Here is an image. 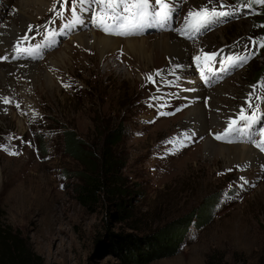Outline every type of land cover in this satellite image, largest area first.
Segmentation results:
<instances>
[{
    "label": "rangeland",
    "instance_id": "obj_1",
    "mask_svg": "<svg viewBox=\"0 0 264 264\" xmlns=\"http://www.w3.org/2000/svg\"><path fill=\"white\" fill-rule=\"evenodd\" d=\"M209 2L189 0L187 5L194 11ZM9 3L15 9L20 0L2 1L1 6L6 8ZM257 10L247 20L220 26L198 42L173 34L133 39H149L148 57L125 52V42L132 39H114L123 44L105 58L94 47L85 49L74 39L44 64L31 63V68L28 62L0 64V97L11 101L5 106L0 100L3 225L21 232L47 264H111L115 261L107 254L103 239L107 229L141 235L181 220L200 209L206 199L217 198L208 220L198 219L185 232L179 252L151 264H264V158L248 146L223 145L210 138L189 146L191 138L200 137L193 133L198 130L203 136L212 128L213 115L219 117L222 110L221 120L233 116L246 105L253 86L264 82V74L254 79L264 63V48L259 59L230 70L227 82L211 89L208 105L214 113L202 104L186 108L183 88L185 82L193 81L191 91L205 90L202 67L197 70L193 65L199 53H215L224 59L218 48L242 39L249 44V37L264 38L256 33L263 28L258 21L263 19L264 5L257 4ZM3 14L5 20L18 19L16 11L12 18ZM84 34L113 39L96 32ZM163 37L191 49L188 70L171 68L177 59L160 50ZM11 71L14 76L6 78ZM149 75L155 85L148 82ZM165 92L183 111L160 120L155 108ZM261 94L257 88L256 95ZM185 96L191 97L189 93ZM200 108L206 124L201 130L190 122L196 120L193 112ZM99 112L125 126L117 150L128 165L121 171L122 195L104 197L101 203L87 207L77 192L83 167L66 152L63 134L72 129L98 151L102 147L96 124ZM212 143L223 148L247 147L254 158L248 164L230 162L213 152ZM118 203L125 204V212Z\"/></svg>",
    "mask_w": 264,
    "mask_h": 264
},
{
    "label": "trees",
    "instance_id": "obj_2",
    "mask_svg": "<svg viewBox=\"0 0 264 264\" xmlns=\"http://www.w3.org/2000/svg\"><path fill=\"white\" fill-rule=\"evenodd\" d=\"M258 23L262 24L263 28L256 30V33L264 37V15ZM261 74H264V63L261 64L254 79L260 78ZM120 107L123 110L122 105ZM97 120L98 134L102 141L99 152L96 150L98 147L88 146L87 141L80 138L74 130L67 129L63 134L66 152L83 167L78 173L80 184L77 186V192L80 202L87 207L101 203L104 197L117 198L122 195L121 171L128 165L127 158L117 150L122 135H125L123 123L118 124L113 119L110 120L109 116H105L102 112L97 114ZM217 201V198H208L200 209L192 211L183 219L163 227L157 226L155 230L141 235L117 233L107 229L103 239L106 240L107 254L115 261L111 264H151L174 256L181 249L185 232L194 223H198V219L208 220ZM118 206L124 212L127 209L125 204L118 203ZM99 240L98 247L103 244ZM0 264L47 263L34 253L21 232L13 230L10 226H4L0 220Z\"/></svg>",
    "mask_w": 264,
    "mask_h": 264
},
{
    "label": "snow or ice",
    "instance_id": "obj_3",
    "mask_svg": "<svg viewBox=\"0 0 264 264\" xmlns=\"http://www.w3.org/2000/svg\"><path fill=\"white\" fill-rule=\"evenodd\" d=\"M57 2H60V0H57ZM154 3L159 6L158 10L154 9L153 0H71V8L69 9L68 0H62L60 3L61 10L56 11L55 7L52 10L60 18H63L65 11H70L73 23L82 22L78 11H89L92 13L91 21L94 26L105 34L129 36L142 34L145 29L154 25L163 26L170 19L171 9L165 0H154ZM247 4L249 6L252 4L264 5V0H247ZM85 6L87 7L85 8ZM225 7L227 5L221 0L220 8L223 9ZM226 15H228L227 12L219 11L216 7L209 9L207 6H204L197 11H190L185 20L184 28L180 30V34L188 36L191 32H198L217 18ZM29 31H31V28ZM52 35L53 33L49 32L46 37L50 44L54 42ZM29 39L28 36L23 37L18 42L16 51L27 53L28 55L38 54L40 45H37L36 48H24L21 46L24 41ZM253 44L264 48V38H261L259 41L253 40ZM216 55L215 53L207 54L202 52L195 57V60L199 67H202L207 72H212ZM253 55H255L254 52L228 56L225 58L226 67H240L244 63H247ZM156 75L159 76L160 74L156 73ZM147 80L153 85L156 84L154 77L151 75L147 77ZM65 86L68 87L69 85ZM257 88L260 89L261 95H256ZM253 97H255V105L253 104ZM0 100L5 104L11 103L6 97H0ZM262 103H264V82L253 86V92L245 100L247 109L241 107L237 118L230 119L227 122L225 131L221 134H216L214 138L218 141L232 143L236 136L248 134L260 122L261 115H264V113H261L260 108ZM16 107H19V105H16ZM248 110H252L251 115L248 114ZM240 122H243V126H240ZM256 134L261 139L258 143H255V147L264 152V127H261ZM2 150L8 151L6 147ZM9 154L16 155L17 153L9 152Z\"/></svg>",
    "mask_w": 264,
    "mask_h": 264
},
{
    "label": "bare ground",
    "instance_id": "obj_4",
    "mask_svg": "<svg viewBox=\"0 0 264 264\" xmlns=\"http://www.w3.org/2000/svg\"><path fill=\"white\" fill-rule=\"evenodd\" d=\"M1 1H9V0H1ZM50 5H51V0H20L19 6L15 7V11H16L18 19L16 21H9V23L6 24L9 26V30L2 31L4 35L3 37H1V40L8 41L9 35L11 39H13L18 34V32H25L26 28L37 20V17H41L45 15ZM76 40L81 46H84L85 49L88 46L94 47L93 49L96 50L98 53H100V55L104 58L112 54L114 51H117L120 45L123 44V42H120V40L118 41L114 39L105 38L98 34H90V35L81 34L75 38V41ZM148 40L149 39H143V40H133L132 39V40L126 41L124 44L126 47L124 48L125 52L127 51L128 54H133V56L135 57H138V56L148 57L150 55V51L148 50L149 48ZM159 48L163 53H169V54H173L176 56L177 62H175V64L172 65L171 67L173 68V70L176 67H179L180 68L179 71L181 72L183 70H188V67H186V65H187V60L191 52V49L189 47H187L185 44H182V42L172 37H163ZM145 62H148V60ZM32 65L33 64L30 63L27 67L31 68ZM54 65H56V63L53 64L52 66ZM13 74L14 72L11 71L10 73L6 75V78L11 79L10 77L14 76ZM193 115L196 116V120L191 119L190 122H192V124L193 123L197 124L199 130L204 128L206 124L202 122V119H203L202 118L203 117L202 108L197 109L196 112H193ZM197 118H199L198 121H197ZM212 119H213L212 126L215 124H219V120L216 115H213ZM210 145L212 146L213 152H215L216 155H219V154L223 155L230 162L235 160L240 163L246 162L248 164V163H251L250 161L254 158L253 151H251L247 147L244 148V147L239 146L236 148H223V147L214 145L213 143Z\"/></svg>",
    "mask_w": 264,
    "mask_h": 264
}]
</instances>
